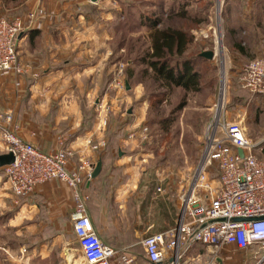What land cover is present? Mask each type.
<instances>
[{
  "label": "rangeland",
  "instance_id": "1",
  "mask_svg": "<svg viewBox=\"0 0 264 264\" xmlns=\"http://www.w3.org/2000/svg\"><path fill=\"white\" fill-rule=\"evenodd\" d=\"M237 1L0 0V18H24L29 11L36 12L37 18L43 15L45 7L64 6L72 10V14L82 12L87 15L95 22L94 34L109 39L104 47L110 51L111 72L103 79L104 83H111L110 97L106 102L96 97L103 105L96 104L95 115L102 126L108 125L109 121L106 137L111 152L104 162L107 167L116 164V168L98 178L90 195L84 188L89 198L86 208L96 221L92 222L100 239L107 245L131 243L130 253L137 260H142L140 240L151 233L142 235L138 230L140 225L152 222L156 225L153 231H163L174 225L179 196L195 174L210 124L243 118L247 136L257 144L255 154L263 155L264 97L253 95L239 85L244 64L257 56L252 57L253 50L259 47L256 33L246 38L232 31L231 27L236 23L235 11L240 7ZM257 13L260 16V11ZM151 21L156 28L178 27L188 31L192 41L185 57L191 60V70L199 74V91L186 92L180 87L168 90L165 83L156 81L151 71L145 70L146 64L141 57L150 46L148 24ZM103 31H107L106 35L97 33ZM236 45L242 47L241 52ZM206 51L213 52L212 58L199 56ZM19 62L22 71L20 58ZM128 72H131L130 76ZM181 101L184 106L176 110ZM137 133L140 135L134 136ZM124 137L128 139L126 142ZM103 143L101 147H105ZM118 148L123 156L127 154L125 151L134 154L131 164L137 159V167L132 173H126L117 165ZM218 175L217 167L211 165L207 178L213 185ZM11 195L1 167L0 264H19L20 246H37L33 244L37 241L33 235H38L36 231L40 227L37 213L30 214L26 220L11 222L9 215L14 209L10 205ZM21 197L25 196H18L17 201ZM16 206L18 203L13 210L15 214ZM47 228V232L53 229L54 234L55 228H50L49 224ZM58 229L64 238L74 239L70 216L58 220ZM70 251L61 254L53 250L47 260L54 264L61 256L62 264H85L79 250ZM38 259L35 255L29 261L37 262ZM223 264H264V242L246 251L230 246Z\"/></svg>",
  "mask_w": 264,
  "mask_h": 264
},
{
  "label": "built area",
  "instance_id": "2",
  "mask_svg": "<svg viewBox=\"0 0 264 264\" xmlns=\"http://www.w3.org/2000/svg\"><path fill=\"white\" fill-rule=\"evenodd\" d=\"M36 15L29 11L24 18H0V71L21 72L18 37L33 27ZM239 85L253 95L264 96V54L244 64ZM11 123L10 112L0 113V143L5 153L14 156L12 163L2 167L9 191L17 197L27 196L39 184L64 182L71 191V230L83 262L136 264L134 255L100 239L87 212L84 185L94 167L90 159L81 158L70 170V150L44 152L22 141ZM103 144H92V148ZM256 149L257 144L246 134L243 118L207 127L201 159L179 196L174 225L141 240L143 264H223L230 246L246 251L264 242V156H257ZM213 164L219 172L214 185L207 178Z\"/></svg>",
  "mask_w": 264,
  "mask_h": 264
},
{
  "label": "crops",
  "instance_id": "3",
  "mask_svg": "<svg viewBox=\"0 0 264 264\" xmlns=\"http://www.w3.org/2000/svg\"><path fill=\"white\" fill-rule=\"evenodd\" d=\"M237 2L240 7L235 11L236 23L231 27L232 31L246 38L256 33L259 48L253 50L252 57L262 55L264 0ZM63 8L65 7H45V12L35 19L33 27L19 35L17 52L22 71H0V113H11V127L22 141L31 143L44 152L62 148L70 150L67 161V168L70 170L84 157L93 164L101 160L99 174L85 185L86 194L90 195L98 178L116 168V164L107 167L104 162L105 156L111 152L106 137L109 121L108 125L105 123L102 126L95 115L96 104L100 103L96 97H101V102H106L111 89V83H104L103 79V76L111 72L110 51L104 47L109 39L94 34L95 22L87 15L84 16L82 12L75 15L67 7ZM257 11H260V16ZM97 33L106 35L107 31ZM96 46H99L98 51ZM131 137L130 135V139ZM118 139H122L121 134ZM126 140L128 139L124 137L125 142ZM88 141L92 143L89 144ZM103 141L105 147L99 146V150L92 148V144ZM1 147L0 153H3V146ZM125 153L127 154L123 156L124 153L118 148L117 165L126 173H132L137 167V159L135 164H131L134 154L127 151ZM11 196L10 205L13 210L18 203L16 214L13 210L10 212L11 222L26 220L30 214L34 216L37 213L40 225L36 231L38 235H33L37 238L33 244L37 246H20L19 264H52L47 258L53 250H58L61 254L70 250L72 253L78 252L74 239L64 238L65 235L58 229V220L69 216L71 219L74 209L70 188L64 182L50 180L39 184L31 195L21 197L18 201L17 196ZM90 218L96 222L92 216ZM6 224L12 226V223ZM48 224L50 228H55L54 234L53 229L47 232ZM155 227L154 223L148 222L140 225L138 230L142 231V235L148 231H151L149 234L159 232L153 231ZM139 244L141 246V240ZM110 246L130 253L132 244ZM35 255L38 256V261H29ZM141 256L142 260H137L136 264H143V249ZM60 257L54 264H62Z\"/></svg>",
  "mask_w": 264,
  "mask_h": 264
},
{
  "label": "trees",
  "instance_id": "4",
  "mask_svg": "<svg viewBox=\"0 0 264 264\" xmlns=\"http://www.w3.org/2000/svg\"><path fill=\"white\" fill-rule=\"evenodd\" d=\"M148 25L151 38L150 46L141 57L142 62L146 64L145 70H150L156 81L165 83L168 90L173 87H180L186 92L199 91V74L191 70V60L185 57L192 41L188 31L178 27L156 28L152 21ZM236 47L241 52L242 47L240 45H236ZM128 75L130 76L131 72H128ZM183 106L184 101L179 102L176 110ZM262 154L264 156V150Z\"/></svg>",
  "mask_w": 264,
  "mask_h": 264
},
{
  "label": "water",
  "instance_id": "5",
  "mask_svg": "<svg viewBox=\"0 0 264 264\" xmlns=\"http://www.w3.org/2000/svg\"><path fill=\"white\" fill-rule=\"evenodd\" d=\"M91 2H96L98 0H90ZM200 56H203L207 59H210L212 58L213 56V52L212 51H206V52H202L200 54ZM128 88V86H127ZM130 112V111H129ZM238 153L240 156L243 155V152L241 149L238 150ZM13 159H14V156L11 152H7V153H0V168L3 167L4 165H7V164H10L13 162ZM101 164H102V161L101 160H98L93 168V171L91 173V178H95L99 172H100V169H101Z\"/></svg>",
  "mask_w": 264,
  "mask_h": 264
}]
</instances>
